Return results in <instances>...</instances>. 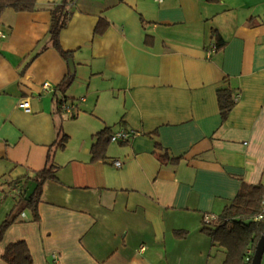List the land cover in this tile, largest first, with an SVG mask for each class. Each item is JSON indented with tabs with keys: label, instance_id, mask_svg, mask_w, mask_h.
I'll return each mask as SVG.
<instances>
[{
	"label": "crops",
	"instance_id": "obj_1",
	"mask_svg": "<svg viewBox=\"0 0 264 264\" xmlns=\"http://www.w3.org/2000/svg\"><path fill=\"white\" fill-rule=\"evenodd\" d=\"M59 2L0 16V228L14 187L58 166L39 219L27 209L6 228L0 264L18 240L33 264H223L204 214L218 226L244 183L264 179V0H72L69 58L41 50ZM222 87L240 94L225 118ZM63 97L84 100L69 115ZM107 127L134 135L94 160Z\"/></svg>",
	"mask_w": 264,
	"mask_h": 264
},
{
	"label": "trees",
	"instance_id": "obj_2",
	"mask_svg": "<svg viewBox=\"0 0 264 264\" xmlns=\"http://www.w3.org/2000/svg\"><path fill=\"white\" fill-rule=\"evenodd\" d=\"M72 0H61L51 8V27L49 30L48 43L41 50L48 47L49 43L56 48L64 57H71V51L66 50L61 42V33L68 24L70 4ZM12 8L15 11H34L38 8L37 0H0V16L5 9ZM223 45L220 41L218 48ZM71 82V76L66 78L59 86L64 91ZM218 101L222 118H225L235 105V101L229 87L218 89ZM60 100V99H59ZM113 132L110 127L99 131L96 141L92 145L93 159L105 157L107 146L111 141ZM68 135L64 134L58 143L59 147H65ZM157 148H161L156 143ZM170 155L160 154L161 159L166 160ZM178 161L180 157H171ZM58 166L48 161L46 167L37 171L34 175L26 177L24 184H21L19 192L15 195L16 203L12 212L4 220L0 228V241L8 225L16 221L25 210L32 211L33 219L38 220L40 215L38 204L42 196L44 183L50 179L57 178ZM29 181L37 182L38 186L26 200V185ZM264 198V179L256 184L244 183L235 199L226 206L220 215V224L211 226L205 224L203 230L210 234L214 242L226 249V258L223 264H251L257 242L264 232V223L255 220V215L260 211ZM250 250V252H248ZM9 264H33L32 254L25 240H18L7 245L3 254Z\"/></svg>",
	"mask_w": 264,
	"mask_h": 264
},
{
	"label": "built area",
	"instance_id": "obj_3",
	"mask_svg": "<svg viewBox=\"0 0 264 264\" xmlns=\"http://www.w3.org/2000/svg\"><path fill=\"white\" fill-rule=\"evenodd\" d=\"M157 1L162 2L163 0H157ZM0 36L4 37L5 34L2 31H0ZM217 49H218V46L216 44H213V45H211V47L209 49V53L216 51ZM51 89H53V86L50 82H44L43 83V90L44 91H49ZM233 99L235 102L239 101L240 94L236 93L233 96ZM78 100H84V97H82L81 99H66L65 97H63L59 100L60 109L64 113H67L69 115H74V113L76 112V108L79 105ZM27 109H29V108H27ZM133 135H134V131H132V130L120 129L118 131L113 132V134L111 136V141L120 142V143L128 142L132 138ZM114 165L116 167H121L123 165V162L121 160H115ZM20 188H21V184L18 183L14 187V190L16 192H19ZM216 218H217L216 215L206 213V214H204L203 221L205 224H211ZM255 220L264 223V198L262 200L260 211L255 215Z\"/></svg>",
	"mask_w": 264,
	"mask_h": 264
},
{
	"label": "water",
	"instance_id": "obj_4",
	"mask_svg": "<svg viewBox=\"0 0 264 264\" xmlns=\"http://www.w3.org/2000/svg\"><path fill=\"white\" fill-rule=\"evenodd\" d=\"M37 186H38L37 182L29 181L26 187V195H25L26 200L30 199V197L35 192ZM263 253H264V232L257 242L251 264H260Z\"/></svg>",
	"mask_w": 264,
	"mask_h": 264
},
{
	"label": "rangeland",
	"instance_id": "obj_5",
	"mask_svg": "<svg viewBox=\"0 0 264 264\" xmlns=\"http://www.w3.org/2000/svg\"><path fill=\"white\" fill-rule=\"evenodd\" d=\"M68 119V118H67Z\"/></svg>",
	"mask_w": 264,
	"mask_h": 264
}]
</instances>
